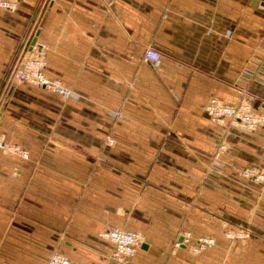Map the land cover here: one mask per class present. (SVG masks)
<instances>
[{
    "label": "crops",
    "instance_id": "crops-1",
    "mask_svg": "<svg viewBox=\"0 0 264 264\" xmlns=\"http://www.w3.org/2000/svg\"><path fill=\"white\" fill-rule=\"evenodd\" d=\"M62 97L10 78L31 33ZM146 47L160 53L144 57ZM264 11L252 0H19L0 9V264H48L59 252L107 264V229L138 232L131 264H264V123L211 122L210 98L264 114ZM112 137L114 144L106 145ZM227 150L217 166L213 154ZM226 228L250 236L228 240ZM200 235L198 253L182 244Z\"/></svg>",
    "mask_w": 264,
    "mask_h": 264
},
{
    "label": "built area",
    "instance_id": "built-area-1",
    "mask_svg": "<svg viewBox=\"0 0 264 264\" xmlns=\"http://www.w3.org/2000/svg\"><path fill=\"white\" fill-rule=\"evenodd\" d=\"M18 4L19 0H0V9L13 11L17 9ZM259 9H262V6H259ZM144 57L152 61H158L160 53L152 47H146ZM255 64L257 69L246 68L243 71V79L246 81L256 80L264 84V57ZM45 65V45L41 40L33 36L24 45V48L17 53L9 76L17 81L32 84L62 97H69L72 94L71 89L66 88L58 79L48 78L45 74ZM204 109L211 122L216 124L226 123L231 127L254 131L259 125L264 123V114L252 113L250 105L245 101L229 104L212 97L206 103ZM105 142L106 145L112 146L114 139L107 137ZM0 149L18 154L24 158L28 157V151L25 148L17 144L6 143L2 137H0ZM226 150L227 145L224 142L217 145L213 154L215 166L218 165L221 154ZM239 174L241 177L264 187V170L254 166H246L240 169ZM101 236L110 240L114 245L107 264H131V258L144 241V237L140 233L118 228L107 229L101 233ZM224 236L231 241L243 240L250 236V232L243 228H226ZM180 238L181 240L175 241L174 246L179 248L184 244L193 253L209 248L215 242L211 236L200 235L195 238L193 243H189L191 234L188 231H183ZM48 264L79 263L59 252H54L50 255Z\"/></svg>",
    "mask_w": 264,
    "mask_h": 264
},
{
    "label": "water",
    "instance_id": "water-1",
    "mask_svg": "<svg viewBox=\"0 0 264 264\" xmlns=\"http://www.w3.org/2000/svg\"><path fill=\"white\" fill-rule=\"evenodd\" d=\"M252 2H253V4H255L258 8H259V6H262V9H260V10L264 11V0H252ZM33 36H34V33L32 32L31 35H30V37H29L28 40H27V43L29 42V40H30ZM180 240H181V238H180Z\"/></svg>",
    "mask_w": 264,
    "mask_h": 264
}]
</instances>
